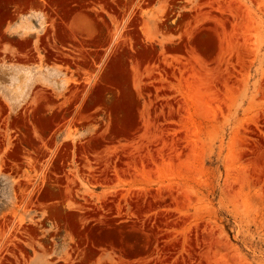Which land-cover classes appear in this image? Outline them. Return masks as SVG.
Instances as JSON below:
<instances>
[{
    "label": "rangeland",
    "instance_id": "1",
    "mask_svg": "<svg viewBox=\"0 0 264 264\" xmlns=\"http://www.w3.org/2000/svg\"><path fill=\"white\" fill-rule=\"evenodd\" d=\"M0 264H264V0H0Z\"/></svg>",
    "mask_w": 264,
    "mask_h": 264
}]
</instances>
